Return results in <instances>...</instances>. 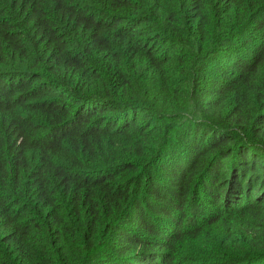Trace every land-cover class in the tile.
<instances>
[{
  "label": "trees",
  "instance_id": "trees-1",
  "mask_svg": "<svg viewBox=\"0 0 264 264\" xmlns=\"http://www.w3.org/2000/svg\"><path fill=\"white\" fill-rule=\"evenodd\" d=\"M0 264H264V0H0Z\"/></svg>",
  "mask_w": 264,
  "mask_h": 264
}]
</instances>
